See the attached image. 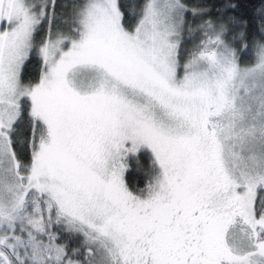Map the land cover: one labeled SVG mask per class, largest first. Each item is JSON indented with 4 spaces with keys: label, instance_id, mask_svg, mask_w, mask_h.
<instances>
[{
    "label": "snow or ice",
    "instance_id": "6c2138e0",
    "mask_svg": "<svg viewBox=\"0 0 264 264\" xmlns=\"http://www.w3.org/2000/svg\"><path fill=\"white\" fill-rule=\"evenodd\" d=\"M0 264H264V0H0Z\"/></svg>",
    "mask_w": 264,
    "mask_h": 264
}]
</instances>
